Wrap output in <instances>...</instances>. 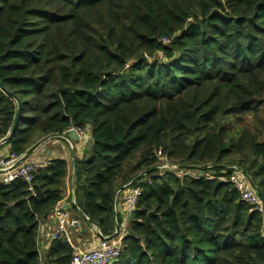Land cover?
Wrapping results in <instances>:
<instances>
[{"label":"trees","instance_id":"16d2710c","mask_svg":"<svg viewBox=\"0 0 264 264\" xmlns=\"http://www.w3.org/2000/svg\"><path fill=\"white\" fill-rule=\"evenodd\" d=\"M0 81V139L20 114L11 152L91 132L82 221L113 235L118 191L142 187L109 264H264L262 215L205 177L244 170L264 201V0H0ZM69 168L48 157L31 183H0V264L71 263L69 241L40 239Z\"/></svg>","mask_w":264,"mask_h":264},{"label":"built area","instance_id":"2783aa9c","mask_svg":"<svg viewBox=\"0 0 264 264\" xmlns=\"http://www.w3.org/2000/svg\"><path fill=\"white\" fill-rule=\"evenodd\" d=\"M71 129H75L79 138L81 140L83 139V130L75 127H72ZM22 155L11 152L10 150L0 153V183L9 185L18 178H23L25 181L31 183L33 180V174L47 163L45 157L37 156L35 154L20 162ZM164 166L162 168H164ZM173 167L176 168L177 166ZM165 168L170 169L171 167ZM177 169H179V167H177ZM185 173L186 172L181 169L177 171L179 176ZM205 177L219 178L232 182L240 192L242 199L249 203L253 210L259 212L264 221L263 198L255 190L254 185L245 177V175L242 174L241 170L234 171L230 176H213L208 173ZM142 193L143 189L139 185L128 186L125 189L119 190L117 196H119V194L123 195V200L127 208L122 228L119 229L115 236L103 235L96 245L84 249L78 248L72 243L74 231L81 227V219L76 216V213L73 210L74 205L72 203V197L62 200L54 209V215L57 218V225L52 232V238L53 240L66 239L71 243L74 251L70 264H109L112 261L117 260L124 251L123 239L126 235L130 212L136 208Z\"/></svg>","mask_w":264,"mask_h":264},{"label":"crops","instance_id":"0c3cea01","mask_svg":"<svg viewBox=\"0 0 264 264\" xmlns=\"http://www.w3.org/2000/svg\"><path fill=\"white\" fill-rule=\"evenodd\" d=\"M82 140L79 139V141H77L75 139L67 140L64 138H54L50 140L48 143H46V145H44L37 153H35V155L41 156L45 154L46 156L51 158V157L59 156L61 154L68 155V150H71L70 155L72 158V151L74 147L76 149V155L78 157H82L84 153L83 149L91 144V140H92L91 134L88 139L89 142L86 141L85 146H83ZM60 147L62 149L61 152H60ZM7 150H9L8 146L0 147L1 152ZM70 168H71V175L70 176L68 175L65 182V197L63 200L69 199L72 194V187H73L72 177L74 174V170L73 167ZM119 199L121 198L117 196L116 211H118L119 209L121 211V215L123 214L126 217V213H127L126 204L124 203V201H119ZM56 225H57V218L55 217L53 210L48 215L46 221H44V223L42 224V228L40 231L41 244L44 250L49 248L50 244L53 242L52 232L55 230ZM100 238L101 236L98 232V227L96 225H94L91 222H84L81 220V227L80 229L74 231L72 237V243L74 246L84 249L96 245L99 242Z\"/></svg>","mask_w":264,"mask_h":264},{"label":"water","instance_id":"95a60500","mask_svg":"<svg viewBox=\"0 0 264 264\" xmlns=\"http://www.w3.org/2000/svg\"><path fill=\"white\" fill-rule=\"evenodd\" d=\"M0 86L7 89V87L0 81ZM8 90V89H7ZM10 92V91H9ZM11 95H13L16 99L17 97L14 95V93L10 92ZM18 100V99H17ZM19 102V100H18ZM19 105H20V102H19ZM20 108V107H19ZM19 117H20V114H19V111L16 115V119H15V124L12 128V130L8 133L7 136L3 137L2 139H0V147L7 143L11 137L15 134V131H16V128H17V125H18V122H19ZM54 138H64V139H67V140H72V139H75L77 141H79V135L77 133V131L75 129H69L68 131H66L65 133H62V134H58V133H54V134H50L46 137H44L43 139H41L40 141H38L37 143H35L34 145H32L21 157L20 159V162L26 160L27 158H29L30 156L34 155L35 153H37L44 145H46V143H48L50 140L54 139ZM46 153V152H45ZM43 157H45L46 159L48 158V156H46L45 154L44 155H41ZM60 157L64 158V159H68L67 158V155L65 154H61L59 155ZM76 149L73 147V151H72V164H73V170L75 169V165H76ZM178 167V166H177ZM242 172H244V170H241ZM149 171L145 172V173H148ZM145 173H143L142 175H144ZM141 175V176H142ZM255 187V190L258 192V194L263 198V195L261 193V191L259 190V188H257L256 186ZM71 197H72V203L75 207H77V203H76V189L75 187L73 186L72 187V194H71ZM135 209H133L131 212H130V216L131 214L134 212ZM154 211H150V215L153 214ZM129 216V217H130ZM85 218L88 219L87 216H85ZM94 225H96L95 223H93ZM97 226V225H96ZM120 229V226L118 224V222H116V231L115 233L112 235V236H115L118 231ZM98 232L100 234L101 237H103V234L101 233V231L99 230L98 228Z\"/></svg>","mask_w":264,"mask_h":264},{"label":"rangeland","instance_id":"374dc122","mask_svg":"<svg viewBox=\"0 0 264 264\" xmlns=\"http://www.w3.org/2000/svg\"><path fill=\"white\" fill-rule=\"evenodd\" d=\"M263 109H264V105H263ZM248 120H249V122L250 123H252V118L251 117H249L248 116ZM90 134H91V132L90 131H84V134H83V146H85L86 145V141H88V139H89V137H90ZM89 142V141H88ZM86 149V147L83 149V151ZM61 147H60V152H61ZM1 152V151H0ZM70 153H71V150H68V155H67V160H68V162H69V167H73V164H72V158H71V155H70ZM164 167H171L170 165H166V166H164ZM173 167V166H172ZM171 167V168H172ZM174 168V167H173ZM178 171V170H177ZM193 172V171H192ZM194 172H196V171H194ZM197 173V172H196ZM71 175V168H69V176ZM119 197L122 199H119V201H124L123 200V195L122 194H119ZM118 201V202H119ZM118 213L121 215V211L118 209ZM123 216V215H122ZM41 228H42V226H41ZM41 231V230H40ZM45 251V250H44Z\"/></svg>","mask_w":264,"mask_h":264}]
</instances>
